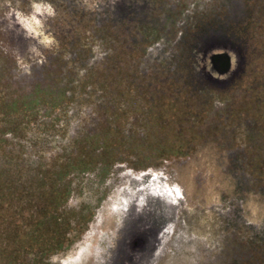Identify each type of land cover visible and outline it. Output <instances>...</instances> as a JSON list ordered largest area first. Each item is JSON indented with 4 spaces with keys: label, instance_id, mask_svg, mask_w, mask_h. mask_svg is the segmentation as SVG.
<instances>
[{
    "label": "flooded vegetation",
    "instance_id": "flooded-vegetation-1",
    "mask_svg": "<svg viewBox=\"0 0 264 264\" xmlns=\"http://www.w3.org/2000/svg\"><path fill=\"white\" fill-rule=\"evenodd\" d=\"M262 17L264 0H0V111L8 116L7 125L23 115L26 120L37 118L47 130L59 118L65 123L64 117L69 123L65 134L71 135L69 130L77 128L73 117L90 112V106L84 108L87 101L100 103L103 96L112 100L119 85L125 87L118 97L136 94L148 99L152 125L160 116L151 108L161 96L153 86L167 84L176 86L175 94L184 96L187 104L186 116L171 133L197 131L208 123V133L234 135L222 147L226 152L217 164L233 188L230 197H222L225 205L212 207L222 218L212 212L207 222L204 216L203 223L197 222L196 207H182L180 185L170 184L174 181L161 170L143 175L153 190L142 191L147 194L142 195V206L132 200L131 208H125L124 194L135 198L138 191L124 193L122 188L129 186L119 180L110 231L98 234L90 264H194L196 259L206 264H264V222L247 221L242 206L245 196L264 192V129L258 123L264 118V104L260 96L254 98L258 90L251 83L256 85L264 71H256L254 41ZM95 66L103 69L104 77L122 67L125 73L112 74L108 83L100 78L89 89ZM248 75L255 77L247 82ZM108 84L113 86L109 92ZM139 85L144 89L136 90ZM114 108L101 105L111 120L128 126L126 132L124 126L116 127L124 130L125 140L134 139L142 125L130 121L129 107ZM88 117L89 134L83 132L78 139L88 135L99 146L102 141L91 134V119H97ZM108 125L109 130L99 133L110 134ZM134 143L135 148L141 146ZM9 161L14 166L18 162ZM152 165L144 158L138 173L154 170ZM140 174H131V180ZM214 230L220 231L215 235Z\"/></svg>",
    "mask_w": 264,
    "mask_h": 264
},
{
    "label": "rangeland",
    "instance_id": "rangeland-1",
    "mask_svg": "<svg viewBox=\"0 0 264 264\" xmlns=\"http://www.w3.org/2000/svg\"><path fill=\"white\" fill-rule=\"evenodd\" d=\"M255 35L254 41L257 47L256 65H258L256 71L259 73L264 69V17H262ZM116 71H112V74L116 75L117 73V75H120V73H125V67ZM103 74L101 67L95 66L92 68L89 76L91 79L88 83L89 89L97 86L100 78H106L108 80L107 83L110 82L108 78L112 74L110 73L107 77H104ZM253 76L248 75L245 81L248 82ZM263 78L264 71L262 74L260 73L259 79L261 80L256 85L255 81L251 83L255 86L254 90H258L253 94L254 98L260 96L264 104ZM124 87L123 85L117 86L116 97L112 100L103 96L100 103L90 100L85 104L87 105L84 107L85 109L88 106L92 109L88 113L89 116L92 115L97 119L96 122L91 119V122L94 123V128L89 131H91V134H97L95 136L102 141L99 146L97 145L98 141H92L88 135H86L87 138L85 139L82 137L83 140L81 139V142L78 140V137H81L83 132L89 134L86 127V122L89 119L88 110H86L87 112L84 110L83 118L82 116L80 117L82 119L76 116L73 117V122H71H76L77 128L69 130L71 133L73 132L71 135L69 133L65 134L69 123L64 117L62 120L67 125L63 121L61 123L59 118L53 123V129L42 130L41 123L36 122L37 118L31 117V119L26 120L22 117L23 115L19 116L17 114L15 116L16 119L14 116L11 117H14L13 121L15 123H12L11 126L7 125L9 124L8 116H2L0 111V173L6 174L8 177L7 183H0V191H3L6 196L0 200L1 264L6 262V256L9 260L6 247L9 244L7 238L10 236L8 235L7 237L5 232L4 237L2 232L7 227L6 220L8 218L6 219V215L12 210L14 211L15 207L17 209L20 204L14 203L16 200H12L9 197L11 191L17 197L22 196L21 192L29 191V205L32 200L31 205L36 208L34 213L35 222L31 225L33 229L29 230L32 235L27 230L29 235L33 236L35 240L34 230L43 229L44 236L40 238V245L44 250L48 251V249H52L53 245H60L59 249L53 253L45 252L43 257L44 264H90L89 253H94L95 245L99 238L98 234L110 231L113 221L112 206L117 204L118 195L116 190L119 186V180L124 179V182H127L129 186V188H122L124 193L128 190L138 191V194H134L135 198L126 196V194L122 195L127 202L123 206L126 208L129 205L131 208L133 204L130 201L132 200H137L139 205L142 206L143 199L145 200L143 196L147 195L143 194L142 191L151 189L148 181H146L148 178L143 175L147 173L159 174V171L156 170L163 171L161 175L168 176L169 181H174V183L171 182L170 184L176 183L180 185L179 187L184 197L182 207L185 205L196 207V212L198 213L197 222H207V219L210 218L207 217V214H212V212L217 215L216 217L222 218L216 214L212 207L221 204L225 205L222 197H230L233 188L230 178H227L222 166L217 164L226 152L222 150V147H227V141L234 136L233 133L231 134L230 131L224 132V134L220 133V131L208 133L206 131V128L209 127L208 123L197 131L190 132L186 130L185 132L177 133L175 130L174 133H171V129H174L175 125L179 126L181 118L186 116L187 104H185L184 96L175 94L176 86L168 87L167 84L153 86V89H157L161 96L157 101L158 104L153 105L151 111L160 117L156 116L155 122L151 125L149 124L150 120L148 122L146 112V109L148 110L151 107L148 99L143 96L142 98L137 97L136 94L133 97H118L120 92H124ZM137 88L144 89L141 85L135 86L136 90ZM89 89L87 87L85 95L90 91ZM111 89H113V86L108 84L107 92ZM161 90L163 93L160 92ZM102 95H105V93ZM254 98L252 99L253 102H255ZM71 99L75 101L74 96ZM101 105L107 108L110 106L115 107V110L116 108L120 110L125 106L129 107L130 111H132L128 116L130 121L135 122L137 127L142 125V129L134 137L135 140L132 138L128 141L125 140L124 130H116V127L118 128L122 125L125 127L126 132L130 130L127 128L128 126L118 119L111 120V114L107 115L102 112ZM241 107L242 104L240 108L238 107V111L241 110ZM260 108H263V105ZM256 109L253 107V111ZM258 119H260L259 125L264 129V118ZM213 121L215 124L217 123L216 119ZM58 124L62 125L56 126ZM108 124H112V132L110 134H100V131L110 129ZM151 126H161V128L160 130H152ZM178 128L176 127V129ZM50 141L51 143L53 141V145L49 144ZM135 141L140 143L141 146L135 148ZM144 158L149 160L150 163L154 162L155 165H152L154 170L140 174L138 173L140 171L138 167H140V163L144 161ZM10 159L18 160L16 166L13 165V161H9ZM22 172L26 173L27 179L24 186H20L19 181ZM131 174H140V176L131 180ZM158 179L161 183L164 182L163 177ZM9 185L14 186V188L9 187L6 189L5 187ZM21 189L22 191H20ZM170 190H174L173 186ZM151 195L153 194H149V196ZM53 202L57 203L58 213L62 219L54 227ZM242 206L243 215L247 221L254 223L264 222V192L251 193L245 196ZM31 209L30 206L24 207L21 205L17 217L24 215V218H18L17 226L25 228L29 223L25 221L33 211ZM127 211L129 212L130 209H127ZM138 211L141 212L142 210ZM123 213L126 214L127 218V212L123 211ZM200 218L203 219V222H201ZM215 231L219 232L220 230H214L216 235ZM201 260L196 259L197 263L194 264H206ZM193 262L190 261L188 263L193 264ZM214 264H218V262Z\"/></svg>",
    "mask_w": 264,
    "mask_h": 264
},
{
    "label": "trees",
    "instance_id": "trees-1",
    "mask_svg": "<svg viewBox=\"0 0 264 264\" xmlns=\"http://www.w3.org/2000/svg\"><path fill=\"white\" fill-rule=\"evenodd\" d=\"M79 141L81 142V139ZM25 174L26 173L22 172V175H20L21 176V179L19 180L20 186L21 185L24 186L26 183L27 179H26ZM7 180H8V177L6 176V174L0 173V183H3V182L7 183ZM9 187L14 188V186H10V185L8 187H5V188L8 189ZM20 191H22V189ZM20 191H19V193H20ZM33 192H35V191H33ZM20 194L22 196H19V197H17L14 193H12V191L9 194V197L12 198V200L13 199L16 200V202H14V203H18V204L20 203V204H19L17 209L15 207L14 211L12 210V212L7 213V215H6L7 216L6 219L8 218L6 220L7 221V227L4 228L2 232H3L4 237H5V232H6L7 237H8V235L10 237L7 238V242L9 244L6 247V250H7L8 255H9V260L6 256V262L7 263L5 262L4 264H44V260H43L44 258L43 257L45 255V252L46 253L47 252L53 253L57 249H59L60 245H53L52 249H48V251L44 250L40 245V243H41L40 238L42 236H44V230L43 229L34 230L35 231L34 232L35 240L33 239V236L29 235L28 231L30 229H33L31 227V225L33 222H35L34 213L36 212V208L33 205H31L32 200H31L30 205H29V201H30L29 191H24V192H21ZM2 197H6V196L3 193V191L2 192L0 191V200L2 199ZM26 203H28V205H26ZM18 204H16V205H18ZM21 205L24 207L30 206L32 208L31 210H33L30 213L31 215L28 217L29 220L26 219V221H25V222H29L25 226V228H21L20 226L16 225V223H18V218L19 219L24 218V215H20L17 217L18 210L21 208ZM62 212H63V210H62ZM52 213H53V218H54L53 219L54 220L53 221V227H54V226H57L60 223V221L62 220L61 215H59V213H58V207H57L56 202H53ZM8 231H10L11 233L10 232L8 233ZM29 232L32 235L31 231H29ZM1 235H2V233H1ZM1 262L2 261L0 259V264H1Z\"/></svg>",
    "mask_w": 264,
    "mask_h": 264
},
{
    "label": "water",
    "instance_id": "water-1",
    "mask_svg": "<svg viewBox=\"0 0 264 264\" xmlns=\"http://www.w3.org/2000/svg\"><path fill=\"white\" fill-rule=\"evenodd\" d=\"M152 190H153V188H151ZM150 189V190H151ZM151 196H153V195H151ZM139 249L140 250H142L141 252H143V249H144V247L141 245L140 247H139ZM142 262H143V260H139L136 264H142ZM153 263V261H150V264H152Z\"/></svg>",
    "mask_w": 264,
    "mask_h": 264
}]
</instances>
